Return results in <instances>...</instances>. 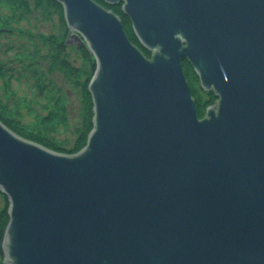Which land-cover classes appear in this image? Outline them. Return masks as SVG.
<instances>
[{"label":"water","instance_id":"obj_1","mask_svg":"<svg viewBox=\"0 0 264 264\" xmlns=\"http://www.w3.org/2000/svg\"><path fill=\"white\" fill-rule=\"evenodd\" d=\"M54 1L94 57L93 129L69 155L0 122L4 264H264V0Z\"/></svg>","mask_w":264,"mask_h":264},{"label":"trees","instance_id":"obj_2","mask_svg":"<svg viewBox=\"0 0 264 264\" xmlns=\"http://www.w3.org/2000/svg\"><path fill=\"white\" fill-rule=\"evenodd\" d=\"M121 21L127 39L143 50L133 34L131 23L121 10V4L108 6ZM52 23L53 29L45 34L23 23ZM35 28V26H33ZM70 31L64 20L63 9L54 0H0V122L21 138L49 150L75 154L86 144L92 124V97L88 84L95 71V62L87 48L79 43H68ZM182 70L195 102L196 115L203 118L206 108L215 104L212 92L199 87V80L186 61ZM62 80L59 82L58 77ZM62 82V83H61ZM23 84L27 94H18ZM78 101V115L72 121L70 98ZM75 123V124H74ZM72 141L58 138L70 130ZM0 260L1 243L8 223L7 200L0 193Z\"/></svg>","mask_w":264,"mask_h":264},{"label":"rangeland","instance_id":"obj_3","mask_svg":"<svg viewBox=\"0 0 264 264\" xmlns=\"http://www.w3.org/2000/svg\"><path fill=\"white\" fill-rule=\"evenodd\" d=\"M61 5V4H60ZM61 7H62V9H63V6L61 5ZM63 14H64V10H63ZM64 17H65V15H64ZM33 26H35V28L33 27ZM53 25H52V23H43V22H40V21H38L37 23L36 22H34V21H31V23H23L22 24V27L23 28H29V27H32L33 28V31L34 32H36L37 31V29H39V31H42V32H44L45 34H48L52 29H53V27H52ZM73 43H77V42H73ZM69 44H72V43H69ZM58 78V81L60 82L61 80H62V77L61 76H57ZM62 83V82H61ZM0 84H1V82H0ZM18 94H27L28 93V91H27V89L24 87V85L23 84H21V85H18ZM217 100V99H216ZM216 102V101H215ZM215 104H213V105H210V106H214ZM92 106H93V104H92ZM209 107V106H208ZM69 112H70V116L72 117V121L71 122H73V121H76V119H77V115H78V101L76 100V97L74 96V95H72L71 96V98H70V104H69ZM92 113H93V108H92ZM94 116V115H93ZM92 119H93V117H92ZM75 124V123H74ZM74 124H72V126H71V128H70V130H67V131H65V132H62L60 135H58V138H61V139H67L68 141V144H70L71 143V141H72V136L74 135L73 134V130H72V127L74 126ZM92 124H93V121H92ZM92 129H93V127H92ZM92 129H91V131H92ZM90 131V132H91ZM89 132V133H90ZM24 139V138H23ZM79 152V151H78ZM1 193V192H0ZM4 196V195H3ZM5 197V196H4ZM6 198V197H5ZM7 200V199H6ZM3 205V199H2V197L0 196V207ZM7 205H8V202H7ZM7 209H8V206H7ZM8 215V214H7ZM7 226V225H6ZM6 229V228H5ZM5 231V230H4ZM4 234V233H3ZM3 237H4V235H3ZM2 242H3V239H2ZM1 249H2V252L4 251L3 250V243H1ZM4 254H3V258L0 260V264H4Z\"/></svg>","mask_w":264,"mask_h":264},{"label":"bare ground","instance_id":"obj_4","mask_svg":"<svg viewBox=\"0 0 264 264\" xmlns=\"http://www.w3.org/2000/svg\"><path fill=\"white\" fill-rule=\"evenodd\" d=\"M118 17V16H117Z\"/></svg>","mask_w":264,"mask_h":264}]
</instances>
